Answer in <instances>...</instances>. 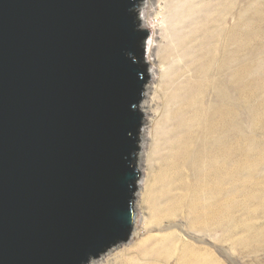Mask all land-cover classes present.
Masks as SVG:
<instances>
[{
	"label": "water",
	"instance_id": "obj_1",
	"mask_svg": "<svg viewBox=\"0 0 264 264\" xmlns=\"http://www.w3.org/2000/svg\"><path fill=\"white\" fill-rule=\"evenodd\" d=\"M140 0H0V264H88L131 237Z\"/></svg>",
	"mask_w": 264,
	"mask_h": 264
},
{
	"label": "rangeland",
	"instance_id": "obj_2",
	"mask_svg": "<svg viewBox=\"0 0 264 264\" xmlns=\"http://www.w3.org/2000/svg\"><path fill=\"white\" fill-rule=\"evenodd\" d=\"M145 1L140 0L137 7L139 17ZM152 1L158 7V0ZM233 6L241 15L229 19L234 39L231 70L236 73L228 93L233 161L229 202L215 200L217 185L208 160L196 156L198 174L189 166L196 155L189 150L193 143L186 150H166L161 155L165 149L156 147L160 139L148 140L156 150L147 200L151 220H145L146 213L136 207L135 197L138 222L133 236L89 264H264V0H235ZM150 9V13L155 11L153 5ZM150 23L145 29L150 30L149 37L157 38V23ZM146 55L145 43L150 82ZM166 120V116L159 120L156 138H166ZM139 147L138 165L145 177L140 142Z\"/></svg>",
	"mask_w": 264,
	"mask_h": 264
},
{
	"label": "bare ground",
	"instance_id": "obj_3",
	"mask_svg": "<svg viewBox=\"0 0 264 264\" xmlns=\"http://www.w3.org/2000/svg\"><path fill=\"white\" fill-rule=\"evenodd\" d=\"M234 2L158 0L156 7L152 0H146L142 4V17L138 16L139 29L145 30V26L152 25V21L157 23L160 34L157 38L151 35L146 40V61L151 65L152 80L146 83L139 104L144 122L139 133L142 146L140 164L142 168L146 167L147 172L145 177L143 174L137 181L135 197L138 200L136 207L144 209L147 222L151 220L147 200L153 181L152 157L156 152L148 140L155 142L160 139L161 144H156V147L165 149L161 155L166 150H186L193 143L194 148L189 150H194L196 155L188 162L189 166L198 174L196 156L208 160L214 169L217 185L215 200L225 203L230 200L233 161L228 93L231 77L233 75L235 78L236 73L231 70L234 58L231 56V44L234 39L229 19L234 14L241 15L239 8L233 6ZM152 5L155 11L150 13ZM151 15L153 20L149 21ZM204 101H207L206 106ZM164 116L167 117L165 124L168 125L166 138H156L157 124ZM198 134H203V138H195Z\"/></svg>",
	"mask_w": 264,
	"mask_h": 264
}]
</instances>
